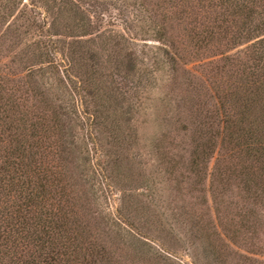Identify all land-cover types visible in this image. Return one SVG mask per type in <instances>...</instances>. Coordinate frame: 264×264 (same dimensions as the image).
<instances>
[{
	"label": "trees",
	"instance_id": "obj_1",
	"mask_svg": "<svg viewBox=\"0 0 264 264\" xmlns=\"http://www.w3.org/2000/svg\"><path fill=\"white\" fill-rule=\"evenodd\" d=\"M38 1L52 19L48 26L47 16L45 27L39 26L26 43L24 81L13 84L0 75V264H128V259L129 264H183L142 234L141 228L151 222L141 221L138 214L150 210L149 205L140 208L131 200L135 208H119L129 229L122 233L96 202L87 179V153L74 133L77 112L48 88L42 80L47 70L42 68L54 70L58 54L63 55L75 71L96 132L113 126L108 131L113 153L109 178L116 184L130 182L132 168L124 156L132 141L125 125L131 111H120L114 88L101 75L98 54L80 42L82 35L90 34V23L82 22L77 6L70 0L58 5L59 0ZM141 1L143 18L159 24L155 38L170 66L171 82L181 71L191 75L193 68L187 64L196 62L206 75L194 82L196 94L192 86L187 93L197 100L194 115L184 121L180 112L174 119L180 126L173 133L162 131L154 143L171 186L189 184L194 191L214 195L226 193L237 182L246 203L264 205V0H167L191 41L187 46L176 39L174 20L166 25L169 18L158 19V5ZM24 2L0 0V31ZM6 35L21 42L9 28ZM258 37L243 57L228 54ZM111 47L116 55L123 43L115 40ZM127 51L126 61L122 54L116 57L130 64L133 54ZM207 52L214 55L204 57ZM197 84L208 88L201 91ZM179 128L191 134L184 146L175 144ZM181 147L185 155L177 153ZM206 216L197 217L191 229L217 259L224 257L223 243L232 240L226 236L228 228L234 235L257 233L250 222L241 221L237 229L223 218L211 227ZM221 239L220 249L216 241Z\"/></svg>",
	"mask_w": 264,
	"mask_h": 264
},
{
	"label": "rangeland",
	"instance_id": "obj_2",
	"mask_svg": "<svg viewBox=\"0 0 264 264\" xmlns=\"http://www.w3.org/2000/svg\"><path fill=\"white\" fill-rule=\"evenodd\" d=\"M152 1L154 6L158 5L160 21L168 17L166 25L170 26L171 21L174 20V33L180 46L181 43L184 46L191 45L186 30H182V26L176 22V14L169 2L167 0ZM58 2L60 0L56 5ZM70 2L77 6L76 11L84 17L82 22L90 23L87 29L90 34L82 35L80 42L86 49L98 54L101 75L107 84L114 88L122 107L120 111H131L126 116L128 119L125 120V125L127 130H130L132 141L126 150L127 155L124 156L132 168L129 172L130 182L126 180L127 184H125L126 181L123 183L116 181L118 183L116 184L109 178L113 153L109 154L112 139L108 131L113 126L109 127V130L100 127L96 132L91 122V114L87 111L85 95L80 90V84H76L78 79L75 71L70 69L69 61L58 54L56 60L58 67H53L54 70L42 68L43 71H47L41 79L48 88L55 91L54 93L57 92L56 94L64 103L70 104L72 108L74 105V111L77 112L74 133L83 147L84 155L86 156L87 153L86 172L87 179L90 181L89 188L100 209L108 218V222L113 228L115 227L114 229L119 228L122 233L128 232L126 220L120 217L119 208L123 210L129 204L133 209L135 204L131 200H134L138 206L140 204V208L141 205H149L151 208L138 214L141 221L151 222L150 226L141 228L142 234L152 239L154 247L169 253L178 262L183 264H264V205L254 201L246 203L241 185L237 182L233 183L226 193L214 195H204L194 191L189 184L180 185L179 183L178 186L172 187L173 182L170 183L168 180L164 162L156 154L155 140L162 131L173 133L180 126L174 120L179 113L181 112L179 118L184 121H189L194 115L197 100L193 84L202 82V78L206 77L199 67L201 64L197 62L187 64L188 68H193V73L190 75L181 71L171 82L170 66L167 65L168 62L166 63L164 52L158 49L159 45L155 38V31L158 30L159 24L157 21L156 24L149 23L143 18L141 0H70ZM55 12H58L57 8ZM47 16L49 17L50 13L42 2L25 0L13 16L3 24V29L0 31V75L9 77L13 80L11 83L24 81L26 72L22 70L24 65H21V60L26 50V43L31 42L32 37L35 36L34 31L38 32L39 26L45 27ZM51 19L50 16L47 21L48 26ZM74 20L81 22L80 17H73ZM8 28L10 32L21 37V42L17 37L12 38L6 35ZM259 39L261 38L246 42L228 54L243 57ZM115 40H121L123 43L122 49L114 48L117 50L116 55L122 54L121 59L126 61L124 53L128 50L127 52L133 54L132 63L121 62L113 54L111 45L115 43ZM213 53L207 52L203 55L210 57L214 55ZM219 54V52L215 53V55ZM37 67L32 66L33 69H38ZM58 75L61 79L60 83ZM197 85L201 91L203 87L208 88L204 84ZM191 86L194 94L189 95L187 93ZM111 103L113 104L114 101ZM176 136V145L184 146V143L191 142L190 131L181 132L179 128ZM188 145L186 144L184 148L187 149ZM177 153L185 155L186 151L182 152L181 147ZM126 196H130L129 199ZM124 197L126 202L122 205ZM244 209H246L245 212ZM127 213L128 211L124 214ZM204 214L207 215L205 220L211 227L221 224L218 219L223 218V221L226 220L227 224L232 226L231 228L241 225V221L250 222L249 227L252 230L256 227L257 233L234 235L236 231L228 228L225 233L227 232L226 236L231 237L232 240L223 243L224 257L217 259L210 249L203 248L202 243L195 236L194 229H191L194 220ZM241 215L245 216V219ZM119 225L122 227L120 228ZM221 242H223L222 239L216 241L220 249ZM129 261L128 259V264Z\"/></svg>",
	"mask_w": 264,
	"mask_h": 264
}]
</instances>
